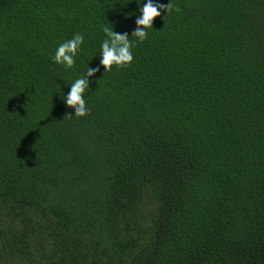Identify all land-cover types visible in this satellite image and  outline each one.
<instances>
[{
    "label": "trees",
    "instance_id": "obj_1",
    "mask_svg": "<svg viewBox=\"0 0 264 264\" xmlns=\"http://www.w3.org/2000/svg\"><path fill=\"white\" fill-rule=\"evenodd\" d=\"M169 2L139 41L135 0H0V264H264V0Z\"/></svg>",
    "mask_w": 264,
    "mask_h": 264
},
{
    "label": "clouds",
    "instance_id": "obj_2",
    "mask_svg": "<svg viewBox=\"0 0 264 264\" xmlns=\"http://www.w3.org/2000/svg\"><path fill=\"white\" fill-rule=\"evenodd\" d=\"M129 2H132V0H129ZM135 4L136 9L133 15L135 16L134 23L136 27L131 31V35L136 40L143 41L146 38L145 30L152 26L153 18L159 16L161 11L166 14L171 8V4L169 0H167V3H161L160 0H135ZM137 12L139 15H135ZM102 32L104 39L99 44V54L97 55L99 65L95 68L88 65L82 75L65 83L68 88L66 93L60 90L59 99L63 101L65 106L73 109V113L70 115L81 117L89 111L85 106L82 94L86 88H89L91 83L89 78L94 79L92 74L99 71L100 66H103V72H105L112 65L117 67L126 66L133 58L130 47L134 46V42L129 41V33L116 32L112 26L102 27ZM82 42L83 35L79 32L73 33L70 39H66L57 45L50 59L54 63L62 65L65 69H70L74 64V58L80 50Z\"/></svg>",
    "mask_w": 264,
    "mask_h": 264
}]
</instances>
